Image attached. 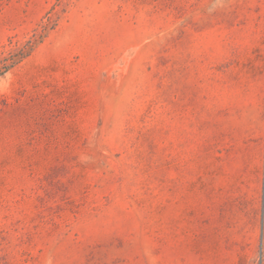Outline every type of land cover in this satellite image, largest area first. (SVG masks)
Returning <instances> with one entry per match:
<instances>
[{"label":"rangeland","instance_id":"obj_1","mask_svg":"<svg viewBox=\"0 0 264 264\" xmlns=\"http://www.w3.org/2000/svg\"><path fill=\"white\" fill-rule=\"evenodd\" d=\"M6 66L0 264H264V0H0Z\"/></svg>","mask_w":264,"mask_h":264},{"label":"trees","instance_id":"obj_2","mask_svg":"<svg viewBox=\"0 0 264 264\" xmlns=\"http://www.w3.org/2000/svg\"><path fill=\"white\" fill-rule=\"evenodd\" d=\"M11 66V65H10ZM7 68H9L8 66H6V67H2L1 69H5L3 72H1L2 70H0V74H3L6 70H7Z\"/></svg>","mask_w":264,"mask_h":264}]
</instances>
